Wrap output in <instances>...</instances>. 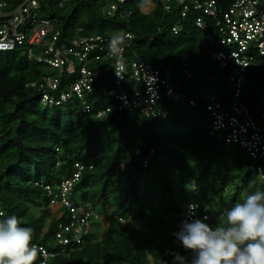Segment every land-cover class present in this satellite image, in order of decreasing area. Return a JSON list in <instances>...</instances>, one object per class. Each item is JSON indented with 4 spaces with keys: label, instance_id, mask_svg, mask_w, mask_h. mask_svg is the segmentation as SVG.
Returning a JSON list of instances; mask_svg holds the SVG:
<instances>
[{
    "label": "trees",
    "instance_id": "1",
    "mask_svg": "<svg viewBox=\"0 0 264 264\" xmlns=\"http://www.w3.org/2000/svg\"><path fill=\"white\" fill-rule=\"evenodd\" d=\"M20 1L9 0L7 9ZM185 1L168 0L165 10V1L156 0L145 12L142 0H125L129 14L124 17L105 15L101 0H68L61 5L58 0H39L32 11L37 17L53 18L60 40L66 42L79 34L131 30L134 38L124 52L125 60L141 59L168 69L176 89L196 100L194 105L167 102L164 118L145 117L130 107L99 118L95 111L107 99L97 93L88 97L90 112L83 111L76 99L41 108L38 92L25 84L57 71L27 58L22 47L0 51V210L4 213L0 219L16 215L21 226L34 229L33 243L58 251L54 232L57 223L66 220V211L48 205L42 187L33 183L71 178L75 163L84 169L69 198L88 200L103 215L92 222L84 243L50 257L47 264H172L174 253L190 258L173 235L186 218L182 211L188 202H197L199 208L207 205L206 222L217 226L225 221V209L242 202L251 191L264 190V178L255 170L257 164L264 167V158L253 161L243 150L209 134L210 120L196 89L204 84L228 103L230 68L217 70L210 61L203 31L194 23L197 11L180 16ZM215 1L226 6L233 0ZM177 21L181 26L174 33L171 26ZM78 27L82 30L77 33ZM188 63L194 81L181 74ZM212 71L216 73L212 83L197 80ZM74 77L66 73L59 90H67ZM241 100L254 116L264 108V65L247 67ZM144 154H148L145 166L139 162ZM48 211L51 218L46 223ZM101 228L105 231L98 235Z\"/></svg>",
    "mask_w": 264,
    "mask_h": 264
},
{
    "label": "built area",
    "instance_id": "2",
    "mask_svg": "<svg viewBox=\"0 0 264 264\" xmlns=\"http://www.w3.org/2000/svg\"><path fill=\"white\" fill-rule=\"evenodd\" d=\"M58 1L61 5L68 0ZM101 1L104 2L102 9L107 16L117 13L124 17L129 14V10L123 6L125 0ZM161 1H165L164 9H169L168 0ZM155 2L142 0V5L148 6L145 12L154 7ZM8 3L9 0H0V51L22 47L27 58L45 63L57 71L55 75L44 74L39 81L32 80L25 84L38 92L40 102L46 107L76 99L83 111L90 112L92 106L88 97L97 93V97L107 99L105 105L95 111V116L99 118L126 107L137 109L145 117L164 118L169 101L195 104L194 97L185 96L176 89L168 69L141 59L125 60L124 52L134 38L128 28L111 35L79 34L67 42L61 41V31L53 18L32 14L38 8L39 0H21L11 9H7ZM191 9L197 11L194 23L203 31V39L209 46L206 54L210 61L217 70L230 68L226 76L230 86L228 103L221 102L207 88L198 85L196 89L210 120L209 134L225 145L243 150L253 161L263 159L264 108L258 111L257 120L249 106L241 100V94L247 67L264 65V0H233L226 6H218L215 0H186L181 6L180 16L184 17ZM180 26L177 21L172 24L171 30L176 33ZM81 30L78 27L76 32ZM115 34L131 37L125 41L119 57L110 52L107 46ZM221 46L224 48H219ZM66 73L75 77L69 82L67 90H59ZM181 74L194 81L192 63L184 66ZM215 76L216 73L212 71L197 80L212 83ZM148 154L139 159L143 166L147 163ZM74 167L71 178L52 183L37 179L33 183L42 187L48 205L63 207L67 215L66 220L57 223L54 232V244L59 246V250L52 251L33 243L39 250L34 264H47L50 257L65 255L67 249L84 243L92 222L103 218L88 200L73 202L69 198L74 182L84 169L80 163H75ZM255 170L263 179L264 167L257 164ZM182 214L186 218L192 214L203 218L207 216V205L199 208L197 202H188ZM118 219L122 223L130 222L129 218Z\"/></svg>",
    "mask_w": 264,
    "mask_h": 264
},
{
    "label": "clouds",
    "instance_id": "3",
    "mask_svg": "<svg viewBox=\"0 0 264 264\" xmlns=\"http://www.w3.org/2000/svg\"><path fill=\"white\" fill-rule=\"evenodd\" d=\"M127 39L131 37L113 35L109 51L119 57ZM248 188L254 184L249 182ZM224 217L217 226L207 223V216L192 214L182 220L173 235L191 257L174 253L172 264H264V190L246 194L225 209ZM33 239L34 229L21 226L16 215L0 219V264H34L39 250Z\"/></svg>",
    "mask_w": 264,
    "mask_h": 264
},
{
    "label": "rangeland",
    "instance_id": "4",
    "mask_svg": "<svg viewBox=\"0 0 264 264\" xmlns=\"http://www.w3.org/2000/svg\"><path fill=\"white\" fill-rule=\"evenodd\" d=\"M148 9V6H146V5H144L143 6V10L144 11H146ZM219 48H224L223 46H221V47H219ZM212 67H213V65H212ZM214 68V67H213ZM52 68H48V70L49 71H52L51 70ZM202 86L204 87V88H206V85H204V84H202ZM40 107L41 108H44L45 107V105H40ZM255 118L258 120V116H255ZM40 210V209H39ZM48 210V209H47ZM108 212V211H107ZM51 218V216H50V211H48V214H47V216H46V220H45V222L46 223H48V220ZM46 225V224H45ZM105 231V229L104 228H101L100 230H98V232H97V234L98 235H102L103 234V232Z\"/></svg>",
    "mask_w": 264,
    "mask_h": 264
}]
</instances>
